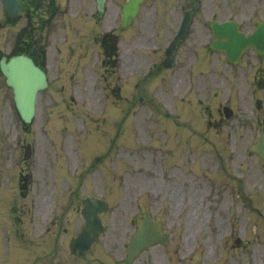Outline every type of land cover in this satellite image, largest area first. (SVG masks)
Here are the masks:
<instances>
[{"label": "rangeland", "instance_id": "374dc122", "mask_svg": "<svg viewBox=\"0 0 264 264\" xmlns=\"http://www.w3.org/2000/svg\"><path fill=\"white\" fill-rule=\"evenodd\" d=\"M202 1L203 11L197 19L195 16L190 33L177 54L183 77L166 76L164 81L155 77V81L152 80L148 95L158 103L161 113L144 106L130 111L121 128L135 126L134 135L122 129L116 135L119 138L114 149L109 153L107 148L100 146L114 138L116 121L128 104L133 103L134 78L125 81L122 75L109 80L120 84L119 96L107 94L112 88L105 87L101 91L100 86L105 85V80L99 77L95 81L93 73L85 77L81 68L75 69L74 79H53L55 87L65 83V104H69L70 93L75 95L74 92L80 90L79 100H84L89 106L70 105L66 112L60 97H57L59 102L51 111L44 112L43 104H39L30 134L22 129L20 122H13L15 114L11 91L0 78V264H116L135 229L134 219L142 212L163 218L171 238L168 245H157L153 250L146 251L134 264H264V174L256 167L255 159L250 160L252 165L248 168V176L243 178L241 193L254 200L251 199L253 206L246 207L245 203L237 200L238 182L215 173L217 164L209 145L196 143V116L201 113V121L205 120L204 113L198 110L199 107L203 110V106L197 102V72L200 67L196 64V51L202 47L196 43L199 39L196 37V26L200 23L199 18H209L214 8L224 10L221 17L231 13L226 0ZM185 4L188 1L185 0ZM251 5L253 3L248 6ZM155 8L158 12L152 18L160 29V37L153 36V39L163 47L167 39L165 34L168 32L169 36L178 21L173 20L171 14L176 17L178 12L176 15L175 11H165L167 17L163 19L162 4ZM1 11L0 3V51L7 53L15 40L16 30L10 26L3 27ZM141 18L140 15L137 20V32ZM165 23H168L167 27ZM136 46L137 54L153 47L159 48L153 43L143 45L140 41L136 42ZM93 49L97 48L90 47L86 58L92 55ZM55 52L51 46L50 55ZM68 68L65 70L69 73ZM76 70L80 71L79 75ZM206 71L209 72V68ZM246 81L248 85L244 83L242 88L246 96H250L249 77ZM94 83L97 86L100 84L99 89H95ZM70 85L75 91H71ZM90 88L94 91L87 95ZM203 93L201 96L205 98L207 92L204 87ZM44 98L42 94L40 99ZM102 99L106 103L104 110L101 109ZM81 108L83 110H79ZM164 112H169L191 128H177L165 119ZM99 115H104L105 122H101L102 116ZM108 121L113 128H108ZM247 121L255 122L253 118ZM86 131L91 132L86 134ZM17 135L21 136L15 141ZM83 136L87 140L93 137L85 144H94L95 147L83 149L81 145L86 140H82ZM99 138L106 141L101 140L97 145L95 141L99 142ZM26 141L32 142L36 149L29 162L32 173L27 176L29 187L19 190L17 181ZM227 145L228 152L244 154L245 144L232 142ZM96 155H102L99 163H94ZM82 170L84 173L80 175ZM236 170L233 173L243 172ZM80 182L81 195L94 193L109 204L104 216L106 231L97 248L85 258L70 255V242L74 235L72 228L76 224L71 222L75 213L69 207V191ZM6 189L10 193L8 205L4 193ZM76 201L77 197L73 200V208ZM56 202L58 216L61 214L63 217V230H68L59 233L55 226L46 237L36 239L35 234L47 226L45 220ZM62 210L67 211L62 214ZM237 239L239 244L235 243Z\"/></svg>", "mask_w": 264, "mask_h": 264}, {"label": "flooded vegetation", "instance_id": "af4514ba", "mask_svg": "<svg viewBox=\"0 0 264 264\" xmlns=\"http://www.w3.org/2000/svg\"><path fill=\"white\" fill-rule=\"evenodd\" d=\"M22 2V11L16 20L9 19L8 15L4 16V25L16 29V41L11 45L9 53L27 54L45 70L49 86L40 93V97L44 94L45 98H39V103L43 104L44 111L57 105V94L61 97L60 102H64L65 83L62 82L60 87H55L52 80L74 79V71L78 68H81L85 77L93 73L95 81L101 77L105 80L104 86L98 85L101 91H104L105 87L112 88L109 93L114 95L119 94L121 90L120 84L117 85V83L109 81L115 76L120 78L123 75L129 81V78H134L136 81L133 84V90L137 95L141 92L143 96L151 90L149 86L152 84L153 76L160 77L163 81L166 76H170V78L183 77L184 72L181 65L175 68L162 65L152 76L142 81L147 71L155 69L162 63L165 59V51L164 49L159 51V48L152 53L145 51L137 54L136 42L140 41L143 45L152 43V39L149 38L153 35L154 30L159 29L152 20V16L156 15L152 7L162 4L167 13L175 11L177 15L178 12L179 16L176 17L173 13L171 14L173 20L177 21L185 10L184 0H143L139 13L130 18L129 12V17L126 19H129V22L125 25H123L122 14L127 0H103V10L100 15L98 0H22ZM226 2L228 11L231 12L230 18L236 21L238 29L244 33H249L259 20L264 19V0H226ZM250 3H253V6L249 7ZM202 6V1H200L196 10V19L198 14L203 11ZM214 11L217 16L223 12L221 8H214ZM142 14L144 15L140 20L137 32V19ZM194 15L195 13L193 17ZM198 22L200 23L196 24V37L199 39L196 43L204 44V58L210 57L214 52H217V55H212L215 61L211 63L210 72L204 75L202 81L198 79L196 84L199 97L203 94V87L208 93L205 97L206 103L200 112L204 113V122L209 130V136L204 134L203 125L197 124L198 120H196V135L205 141L210 140L214 161H216L215 156L219 155L221 162L217 163L214 171L221 170L222 174L232 178L233 174L227 169L242 170L243 163L236 161V158L239 159L246 155L238 152L227 155V143L233 141L235 144H251L262 132L264 134V55H259L254 50H245L237 62H232L223 52L210 48L215 35L209 21L206 18H199ZM90 41L91 46L89 45ZM51 46L55 49L56 55H47V50L51 49ZM90 47L97 49H93L92 55L86 58ZM62 51L65 55H62ZM6 56L8 58V55ZM196 57L198 56L196 55ZM82 59L87 60L83 63ZM67 67H69V73L65 70ZM97 68L101 71L97 72ZM169 71L170 74H168ZM248 72L253 75L250 89L255 84L263 98L260 101V108L252 109V118L256 125L247 121L249 118L246 114L248 103H246L245 96L243 98L240 96L241 92H244L242 88L244 83L246 86L248 85L246 81ZM76 73L79 75L80 71L76 70ZM202 73L199 72V75ZM52 74L55 76H51ZM259 79L262 81L258 82ZM70 88L71 91H75L71 85ZM90 90L87 95L94 91L91 88ZM79 94L80 90L76 92V95ZM70 97L72 99L73 96ZM199 100L201 101L200 98ZM134 101L137 102L136 99ZM70 105L65 104L67 107ZM87 105L89 106V104ZM136 105L137 103L130 104L129 109L132 110ZM150 105V103L142 104L145 107ZM199 118L201 119V113ZM246 148L248 153V146ZM23 149V161L17 181L19 188H27L30 184L27 177L32 174L29 171V162L32 161L35 152L30 143H25ZM257 164L258 168L264 172V163H261L258 157ZM69 196V207L72 208L73 197L77 194L70 192ZM58 207L56 202L48 216V218L53 217V221L49 223V229L53 224L61 233L68 229L63 230V217L61 214L58 216ZM66 211L62 210L61 213H66ZM56 216H58L57 219ZM85 256L82 257L85 258ZM121 256L118 264H124V258Z\"/></svg>", "mask_w": 264, "mask_h": 264}, {"label": "water", "instance_id": "95a60500", "mask_svg": "<svg viewBox=\"0 0 264 264\" xmlns=\"http://www.w3.org/2000/svg\"><path fill=\"white\" fill-rule=\"evenodd\" d=\"M3 2L10 13H17L20 6L18 0H3ZM189 22L190 15H185L183 26L171 43L168 53H171L174 46L185 34ZM230 40L232 45L230 44L226 47L229 54H231L234 50L229 47H233V45L236 46L235 42L238 40L245 45L252 43L257 49L260 47L259 42L262 41V46L264 47V23L260 24L256 31L248 37H243L241 34H238V36L233 39L230 37ZM1 70L7 77V83L13 87L15 103L22 118L25 121H30L34 115L37 91L46 85L45 74L33 64L31 59L25 56L12 57L8 63H4V60H2ZM101 207L103 208L105 206H103L101 201L94 200L92 197L85 198L82 201L81 211L84 216L85 223L82 231L74 240L73 249L75 251H80V248L89 247L92 242L96 240L98 233L103 231V225L100 221L99 215V212L102 211V209H100ZM148 217L149 216H147L145 222H139V231L128 245L127 263H129L142 248L149 246L150 244L156 242V240L163 237L157 234L158 230L161 228L146 226L147 223L151 224V222L148 221ZM158 223L160 222L158 221ZM147 232H150V234L146 235ZM152 232L153 234H151ZM164 237L166 238V235H164Z\"/></svg>", "mask_w": 264, "mask_h": 264}]
</instances>
